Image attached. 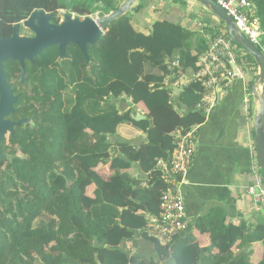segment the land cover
<instances>
[{
    "label": "trees",
    "instance_id": "trees-1",
    "mask_svg": "<svg viewBox=\"0 0 264 264\" xmlns=\"http://www.w3.org/2000/svg\"><path fill=\"white\" fill-rule=\"evenodd\" d=\"M125 1L0 0V18L12 24L53 3L101 17ZM252 2L264 45V0ZM158 4L154 0L151 5L147 34L133 22V14L146 7L144 0H137L97 43L88 46L92 57L88 64L74 44L67 48V59L59 60L57 46L36 58L45 85H28L37 100L20 103L19 112L32 122L16 129L6 150L0 144L9 155L0 169V264H161L169 260L173 264H264L263 222L251 227L246 221L226 224L223 217L203 219L199 230H208V246H201L190 231L170 245L148 236L157 257L134 255L124 246L139 230L147 235L149 216L160 213L165 183L156 170V159L169 156L172 133L206 119L198 108L205 94L201 83L186 85L171 102L164 81L170 75L192 77L212 35L229 36L225 22L215 15L212 21L187 15L189 1L159 0ZM196 20L200 23L194 24ZM244 57L257 65L246 51ZM176 59L179 64L171 66ZM242 69L246 77L252 73L251 84L256 72L247 66ZM23 97L24 93L21 101ZM129 100L144 108L145 119L136 120L131 107L122 109ZM131 122L135 130L150 133L145 149L118 135L119 126ZM254 157L263 175L256 149ZM108 161L113 173L107 180L99 167ZM136 163L148 174L147 186L131 174ZM91 186L95 187L92 195Z\"/></svg>",
    "mask_w": 264,
    "mask_h": 264
},
{
    "label": "crops",
    "instance_id": "crops-1",
    "mask_svg": "<svg viewBox=\"0 0 264 264\" xmlns=\"http://www.w3.org/2000/svg\"><path fill=\"white\" fill-rule=\"evenodd\" d=\"M201 9L202 18H200V14L193 13L189 8L187 15L190 13L198 15V20H202L203 17L210 21L212 18L215 20L213 14L205 7H201ZM149 19L150 16L146 17L145 13H138L134 15L133 22L138 30L148 34ZM198 20L194 24H199ZM186 21L190 23L187 26L191 27L192 21L188 16ZM249 76L253 77L252 73H249ZM249 76L237 75L220 91L216 86V106L205 113V122L199 126L197 133L196 152L186 176L184 199L186 213L192 220V226L188 231L195 236L201 246H208L211 242L208 230L206 232L199 230L203 219L216 218L213 219L215 221L223 217L226 219V224L246 221L251 227L261 222L264 223V213L256 210L253 198L246 192L247 187L254 180L253 170H258L254 157L255 149L257 151L254 116L259 110V105L253 93L254 84L258 79L256 76L253 78V82L248 85ZM181 90L176 87L177 96ZM246 97L250 98L248 104L245 103ZM128 102L130 100L122 103L123 110H125L124 107L130 108L127 106ZM132 109L136 120L146 118L143 107L134 104ZM132 126L133 122L126 126L125 124L120 125L118 135L128 138V142L133 147L139 150L145 149L151 141L150 133L135 130ZM116 138L120 139L119 136ZM108 159L110 161V157ZM109 161L99 167L100 174L107 180L113 173ZM131 174L141 179L143 185L147 186L148 174L141 171L139 164H133ZM94 189V186L89 187V194L92 195ZM199 222L201 223L197 225ZM206 223V226H210L208 221ZM124 246L134 255L148 258L158 256L154 242L149 239L148 234H144L143 230L137 231L135 237L126 241ZM217 252L215 250V253ZM173 263V260H169L161 264Z\"/></svg>",
    "mask_w": 264,
    "mask_h": 264
},
{
    "label": "built area",
    "instance_id": "built-area-1",
    "mask_svg": "<svg viewBox=\"0 0 264 264\" xmlns=\"http://www.w3.org/2000/svg\"><path fill=\"white\" fill-rule=\"evenodd\" d=\"M214 1L233 17L246 37L264 52V45L260 40L263 31L259 19L255 16L256 10L252 0ZM87 16H91L96 21L100 18L99 14H85L81 15V18ZM244 54L245 50L232 41L230 36L220 33L212 35L207 50L199 58L198 70L192 77L176 78L170 75L165 79L164 87L168 91L170 101L174 102L176 99V87L182 89L191 82H199L205 94L198 108L208 113L216 106L218 83L225 79H233L237 75L245 76L242 69L244 66L256 72V76L258 75V65L247 61ZM178 64V59L170 62L171 66ZM249 102L250 98L246 97L245 103ZM199 126L195 125L188 129L182 127L174 131L172 133L174 142L169 156L156 159V170L165 183V189L160 198V213L149 216L146 231L149 237L156 239L160 244H172L192 226V220L186 213L184 187L187 184L186 176L196 152ZM253 177V183L247 187L246 192L253 198L256 210L264 213V176L254 169Z\"/></svg>",
    "mask_w": 264,
    "mask_h": 264
},
{
    "label": "water",
    "instance_id": "water-1",
    "mask_svg": "<svg viewBox=\"0 0 264 264\" xmlns=\"http://www.w3.org/2000/svg\"><path fill=\"white\" fill-rule=\"evenodd\" d=\"M204 5L213 15L225 22L227 32L235 43L240 45L256 61L259 67L257 82L254 84V97L259 105V110L254 116V136L258 153V162L264 176V52L256 47L246 35L239 29L235 20L228 12L213 0H195ZM137 0H126L116 10L103 15L98 21L91 16L80 18L66 12L64 21L55 25L50 23L51 16L45 9L35 10L25 21V26L35 33L33 37L19 35L20 25L16 23L13 27L14 35L11 38L0 37V142L10 132L14 134L15 126L26 123V119L12 121L8 116L13 113L18 97L14 94L7 82L4 62L7 60L18 61L23 70L27 60L33 61L45 49L58 46L60 58L68 57L67 46L75 44L79 47L88 64L92 57L88 46L97 43L105 34L106 29L118 18L127 14ZM231 79H225L218 83L217 90L223 89ZM133 102H128V107H133ZM144 118L143 115H141ZM138 120V119H137ZM3 154L0 150V158Z\"/></svg>",
    "mask_w": 264,
    "mask_h": 264
},
{
    "label": "flooded vegetation",
    "instance_id": "flooded-vegetation-1",
    "mask_svg": "<svg viewBox=\"0 0 264 264\" xmlns=\"http://www.w3.org/2000/svg\"><path fill=\"white\" fill-rule=\"evenodd\" d=\"M45 11L47 14H49L51 16L50 23L55 24V25H59L64 21L66 12L71 13L73 16H80V18H81V14L74 12V11H69V10L64 9V8H61V9L57 8L56 11L55 10L48 11L47 9H45ZM30 15H29V17H30ZM29 17H27L26 19L21 20V21H15L12 24L9 23L7 20L0 18V37L11 38L14 35L13 27L16 23H18L20 25V28H19V35L20 36H25V37L35 36V33L32 30H30L28 27L25 26V21ZM69 45H72V44H69ZM68 46H67V48H68ZM67 53H68V51H67ZM38 56H36L33 61L27 60L25 62L24 70L18 61L7 60L4 62V69H5V73L7 76V82L11 86L14 94L18 97V102L15 105L16 110L13 113H11L8 116V118L11 119L12 121H16V122L26 119V123H22L20 125L15 126V131L21 125L26 126L32 122L31 118L23 117L19 114L20 108L22 107L21 104H23V103L32 104V103H35L37 100V98L35 97V93L33 91L34 88L29 87L28 85H32V84L45 85V83L41 82L42 81V73H44V72L42 71L41 67H40L41 69L37 68L38 65L36 62V58ZM68 57H69V54H68ZM67 58H65V59H67ZM59 60H62L60 58V56H59ZM10 61H12V62H10ZM23 93H24V97H23V101H21L20 97H21V94H23ZM15 131H14V134H15ZM14 134L8 132L5 135V138L0 142L3 150L4 149L6 150V146L11 143V137L14 136ZM0 150L2 152V149H0ZM2 154H3V157L0 158V163L2 161H7V159L9 158L8 154H6L4 152H2ZM0 169H1V167H0Z\"/></svg>",
    "mask_w": 264,
    "mask_h": 264
},
{
    "label": "rangeland",
    "instance_id": "rangeland-1",
    "mask_svg": "<svg viewBox=\"0 0 264 264\" xmlns=\"http://www.w3.org/2000/svg\"><path fill=\"white\" fill-rule=\"evenodd\" d=\"M153 1L154 0H144V4H145V9L141 12L142 14L143 13H145V16L146 17H149V16H152V15H150V13H151V5H152V3H153ZM186 1H190L191 2V4L189 5V10L190 11H192L193 13H198V14H200V18H202V15L201 14H203L201 11H202V9H201V7H204V5H201L200 3H198V2H196L195 0H186ZM214 1V0H213ZM158 2H159V0H157V7H160V4H158ZM57 8H59L58 7V5H57V3H53V4H49L48 5V7H47V10L48 11H53V10H57ZM61 9V8H60ZM207 10V9H206ZM69 11H71V10H69ZM207 11H209V10H207ZM210 12V11H209ZM208 12V13H209ZM137 14V13H136ZM134 15L135 14H133V20H134ZM157 15L159 16V14L157 13ZM157 16V17H158ZM6 164H7V162L6 161H2L1 163H0V167L1 168H4L5 166H6ZM42 217H44L45 219H47V220H49V219H51V216H49L47 213H43L42 214Z\"/></svg>",
    "mask_w": 264,
    "mask_h": 264
}]
</instances>
